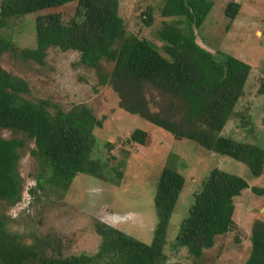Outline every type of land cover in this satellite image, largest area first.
Segmentation results:
<instances>
[{
    "label": "trees",
    "instance_id": "1",
    "mask_svg": "<svg viewBox=\"0 0 264 264\" xmlns=\"http://www.w3.org/2000/svg\"><path fill=\"white\" fill-rule=\"evenodd\" d=\"M120 0H1L0 56L18 55L12 40L2 35L8 21L40 15L74 5L67 22L47 31L39 21L36 46L22 49L19 56L43 65L50 48L79 55V64L94 72L98 85L109 87L118 98V107L138 116L177 140H188L205 150L229 157L247 166L254 177L264 173V150L220 136L234 109L245 94L251 67L231 56L217 60L196 42L199 29L210 11V0H162L160 16L168 19L158 31L163 54L150 41L129 34L119 15ZM150 9L141 16H150ZM239 10L228 4L225 14L234 21ZM55 14H48L53 18ZM41 17H38L40 19ZM62 21V20H61ZM148 24L149 20H143ZM28 83L0 67V129L23 133L33 140V156L42 162L37 187L67 191L78 174L102 179L104 167L91 158L96 145L93 132L102 122L84 105L65 112L39 100L23 97ZM257 94H264V83ZM148 133L135 130L127 142L145 146ZM23 141L0 138V204L15 205L21 200L22 179L17 173ZM185 178L175 170L162 171L154 198L156 226L150 245L110 225L95 222L100 239L94 254L66 258L47 256L39 245H27L11 234L0 213V264H168L166 233L171 215L184 188ZM242 178L218 169L210 172L183 221L173 245L185 249L192 264L215 239L234 226V199L248 189ZM262 195L264 190L253 188ZM32 192V191H31ZM251 250L245 264H264V222L251 229Z\"/></svg>",
    "mask_w": 264,
    "mask_h": 264
},
{
    "label": "rangeland",
    "instance_id": "2",
    "mask_svg": "<svg viewBox=\"0 0 264 264\" xmlns=\"http://www.w3.org/2000/svg\"><path fill=\"white\" fill-rule=\"evenodd\" d=\"M210 1L212 10L195 30L197 44L217 60L231 56L251 67L245 94L220 136L264 150V94H257L264 83V0ZM230 3L239 5L234 21L225 14ZM161 7L162 0L119 1V15L127 32L150 41L163 54L164 43L158 31L169 20L160 16ZM74 9V5H68L8 21L2 35L14 42L18 55L2 54L0 67L23 78L29 86V93L23 97L32 102L47 101L51 113L56 108L67 112L78 105L93 112L102 126L93 132L96 145L91 158L104 167L103 178L78 174L67 191L49 187L40 190L37 183L43 167L32 154L36 150L34 141L21 132L0 129V138L24 143L17 164L22 179L21 200L15 205L0 204L7 230L21 236L27 245H39L45 255L62 258L97 251L100 239L94 230L96 221L150 245L157 222L155 193L162 171L168 168L182 175L185 185L169 221L165 254L168 264H192L187 251L174 249L173 245L195 195L210 172L218 169L242 178L249 188L234 199L232 229L215 239L214 247L204 251L198 264H245L251 250L252 226L255 221L264 222V194L252 191L264 190V173L254 177L246 165L194 142L177 140L124 112L118 107L117 95L109 87L98 85L94 72L79 64L76 52L50 48L43 65L20 58L19 51L35 48L39 21L43 29L50 31L57 23L67 22ZM148 9L149 18L141 16ZM48 14L55 15L48 18ZM145 19L148 24L143 22ZM138 129L148 133L145 146L127 142Z\"/></svg>",
    "mask_w": 264,
    "mask_h": 264
}]
</instances>
